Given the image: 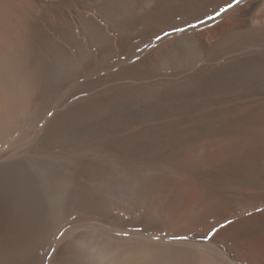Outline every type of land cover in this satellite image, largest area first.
<instances>
[{"label":"bare ground","instance_id":"6f19581e","mask_svg":"<svg viewBox=\"0 0 264 264\" xmlns=\"http://www.w3.org/2000/svg\"><path fill=\"white\" fill-rule=\"evenodd\" d=\"M231 1L0 0V264H264V228L178 234L184 194L120 159L264 123V0L209 27Z\"/></svg>","mask_w":264,"mask_h":264},{"label":"rangeland","instance_id":"374dc122","mask_svg":"<svg viewBox=\"0 0 264 264\" xmlns=\"http://www.w3.org/2000/svg\"><path fill=\"white\" fill-rule=\"evenodd\" d=\"M233 1L228 4H233L231 7L227 5L222 11L225 12L224 15L219 13L215 16L209 27L225 19L229 15L228 11L236 10L237 3L236 0ZM260 96L257 97L264 100V95ZM250 100L251 98L245 100L244 104L248 105ZM231 110L220 117L218 124L203 133L181 138L165 148H151L150 151L147 150L148 153L143 151L139 152L141 155L132 154L133 156L120 158L124 164L141 166H136L132 177H135V173H139V176L149 173L151 177H163L174 186L173 191L178 189L184 194L180 208L183 225L178 227V234H192L191 236H196L203 242L224 237L225 240L222 241L233 243L234 237L243 236L252 229L264 228V123L252 120L245 114L248 109L243 112ZM33 136L31 134L29 137ZM33 139L28 141L35 144L37 140ZM145 146L149 147V144ZM101 157L104 160L109 156L104 157L103 154ZM254 176L262 181H254ZM137 184L134 186L138 187ZM251 203L252 208L249 207ZM246 209L252 210V213L248 210V214ZM253 214L255 221L250 216Z\"/></svg>","mask_w":264,"mask_h":264},{"label":"snow or ice","instance_id":"6c2138e0","mask_svg":"<svg viewBox=\"0 0 264 264\" xmlns=\"http://www.w3.org/2000/svg\"><path fill=\"white\" fill-rule=\"evenodd\" d=\"M240 2V0H236V3L238 4ZM230 7L232 6V5H229ZM178 31H182V29H177ZM214 232H215V230H214ZM214 232H213V234H214ZM157 239H159L158 237H157ZM174 239H187V237H174Z\"/></svg>","mask_w":264,"mask_h":264}]
</instances>
